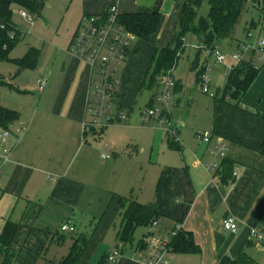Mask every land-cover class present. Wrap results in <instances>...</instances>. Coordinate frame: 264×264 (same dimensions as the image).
Listing matches in <instances>:
<instances>
[{
  "label": "crops",
  "instance_id": "crops-1",
  "mask_svg": "<svg viewBox=\"0 0 264 264\" xmlns=\"http://www.w3.org/2000/svg\"><path fill=\"white\" fill-rule=\"evenodd\" d=\"M78 1H82L81 19L84 15L103 14L113 3L118 4L120 14L157 12L163 15L159 36L156 38V34L151 42L144 43L137 38L141 45L133 46L128 57L134 55L135 60L128 64L127 85L134 78L141 92L154 52L169 44L176 28V0H148L140 4L136 0H130L129 4L124 0ZM262 16L260 25L264 30ZM253 53L255 56L256 52ZM136 55H141L142 60L147 56L144 71L138 69ZM208 57L204 65L212 67L213 73L217 69L210 65L211 56ZM234 64L233 60L227 61V66ZM257 65L259 74L239 106L230 100L216 105V116L208 130L214 133L215 139L224 140L227 149L224 159L212 154L213 145L201 141L198 145L181 143V150L171 149L166 137L172 156L159 161L153 154L146 164L122 158L110 148L111 157L102 158L104 133L98 129L85 133L83 127L92 93L91 69L74 56H69L61 68L55 64L49 74L50 90L40 94L38 104L23 105L19 109V119L9 129L12 135L0 141V150L9 151V160L0 162V235L9 220L21 226L16 241L20 253L17 264H36L35 256L41 255L50 241H64L61 226L68 221L78 233L79 223L93 220V224L100 218L91 239L110 230L115 224V220L111 224L114 217L121 215L123 199L154 205L161 215L155 229L157 234L163 232L161 236H165L175 226H183V231L193 234L201 253L172 254L171 264H220L224 257L233 259L241 250L247 253L251 247L250 228L264 227L262 56ZM218 69L215 88L221 91L226 85L227 73L225 67ZM123 98L119 93L117 104L125 110ZM89 134L93 137L87 138ZM213 160L220 164L219 169L207 171L206 163ZM228 161L232 164L229 175L224 166ZM144 167L145 179L136 192L138 172ZM147 179L151 183L155 181L156 186H148ZM228 215L239 223L236 234L223 229V220ZM110 217H113L111 222ZM93 256L91 253L87 262ZM131 261L138 264L133 258ZM119 264L126 263L120 258Z\"/></svg>",
  "mask_w": 264,
  "mask_h": 264
},
{
  "label": "rangeland",
  "instance_id": "rangeland-1",
  "mask_svg": "<svg viewBox=\"0 0 264 264\" xmlns=\"http://www.w3.org/2000/svg\"><path fill=\"white\" fill-rule=\"evenodd\" d=\"M136 1L140 4L148 0ZM124 2L129 4L130 0H124ZM183 2L184 0H176L175 15L177 20L179 7ZM256 2L257 0H249V5L243 14L234 37L223 39L219 44L209 48L204 45L197 35H188L186 37V49L173 72V85L169 92V99L173 104L170 119L158 120L152 118L147 123L143 122V112L155 104L156 98L162 95V90H157L156 92L143 90L140 92L134 78L128 87L125 74L127 73L128 64L135 60L134 55L127 59L120 66L115 77L120 82L117 90L118 93L121 94L122 98L126 95L123 98L125 100L122 101V106L125 110L118 106L117 101L116 104L112 105V108L121 112L126 117V120L121 123L116 122L115 125L105 126L103 129L98 128V131L102 129V133H104L101 139L102 151L105 148H110L121 155L122 158L146 164L149 163L151 156L155 154L159 161H161L164 157L172 156L170 155L168 145H166V137L169 135L168 129H173L177 132L178 141L184 146L185 143L200 144L196 133L208 130L212 126L216 116V95H218L220 90L215 88L219 79L218 75L215 79V75L220 70L218 69L220 67L215 68L217 71H213L211 74L213 76L211 93L215 94V97H212L210 94L202 91L201 86L196 82V72L190 70L192 63L198 57L196 47H203L202 53L199 56L200 65L205 64L209 58L207 49L218 46L226 54L227 61H232L233 56L239 53V45L246 47L242 60L246 62L254 60L258 64L261 55L256 52L255 56H253L254 50L252 47H254L258 37L260 41L264 40V30H261L260 14L253 7V3ZM18 9V7L13 9V24L21 37L10 52L9 60L0 61V76H3L10 85L3 87L0 91V106L9 110H16V112L23 105L38 104L40 94L36 91L37 80L41 78L47 79L48 83L45 90H50L49 88L52 87V84L49 74L52 67L57 64L61 68L63 62L68 60L69 56H72L68 49L71 45L70 39H72L77 30L83 8L82 1L78 0H48L43 17L30 14L34 20L33 24L21 18L17 13ZM208 14V0H205L199 11V17H207ZM253 22L257 25L256 27ZM262 22L264 24V15L262 16ZM163 23L157 32L156 38L161 32ZM246 29H249L250 32H247ZM132 45L136 47L141 45V43L135 38L132 40ZM30 48L40 51L38 66L35 69H26L18 74L19 69L15 63L22 59ZM136 56V60H139L138 69L144 71L146 69L147 56L143 60L141 55ZM210 63V65L214 66L213 58H211ZM94 89L92 85V98L95 95ZM91 137H93L92 134H89L87 138ZM138 175L135 185L136 192L144 182L145 167L139 170ZM151 185L153 187L154 185L156 186L155 181L152 183L148 182V186ZM112 218L110 217L109 222H111ZM114 220L115 224H113ZM91 221L93 220H88L85 224L79 223L78 233L63 232L61 235L64 236V241H60L61 239L50 241L46 246V250L41 255L35 256L37 258L36 264H59L69 254L74 239L79 234L84 233L89 238L94 234L100 218L93 224ZM111 224L113 226L110 230L102 231L98 236L91 239L80 264H98L105 253H110L116 248L117 234L121 224L120 216L114 217ZM147 229L144 227L137 229L133 244L125 246V252L122 256L123 258L121 257V261H124L126 264H134L131 261L133 258L131 247H133L132 249L137 248L143 235L148 232ZM155 235L161 236L163 232H161V235L155 232ZM246 251L254 260V264H264V257L261 251L254 247H249ZM91 253L94 256L87 262Z\"/></svg>",
  "mask_w": 264,
  "mask_h": 264
},
{
  "label": "trees",
  "instance_id": "trees-1",
  "mask_svg": "<svg viewBox=\"0 0 264 264\" xmlns=\"http://www.w3.org/2000/svg\"><path fill=\"white\" fill-rule=\"evenodd\" d=\"M48 0H0V61L9 60L10 52L15 47L19 33L15 40L10 39V32L14 29L13 9L15 7L24 8L30 14L42 17ZM205 0H184L179 7V15L176 28L173 32L169 44L157 49L149 62L144 75L141 91L148 90L156 92L159 88V80L170 70L176 69L178 62L186 49V37L197 35L206 47H213L223 39L235 36L237 27L246 11L249 0H208L209 14L207 17H199ZM263 1L264 0H257ZM258 10V9H257ZM260 16L264 15V7L258 10ZM119 23L136 38L143 42H149L157 34L162 24V15L157 12L126 13L118 18ZM4 25L5 29H1ZM216 47V46H215ZM200 53L192 63L190 70L196 72L197 84L201 81V76L205 71V65H200ZM40 51L30 48L22 59L16 61L18 74L26 69H35L38 66ZM259 74L251 61H244L236 66L228 75L226 85L223 90L216 95V104H223L233 101L239 106L241 99L250 89ZM10 86L3 76H0V91L3 87ZM19 119V113L0 106V126L4 129L10 127ZM103 130L99 131L102 133ZM197 136V133H196ZM169 147L174 150H181V143H176L174 138L167 136ZM228 161L225 169L230 173ZM224 176V175H223ZM228 177V176H227ZM224 178V177H223ZM122 200L121 224L117 234V245L120 243L125 252L127 244L132 245L134 236L138 228H149L153 222H158L160 213L154 205H142L136 201ZM21 231V226L13 221H7L0 235V264L17 263L20 253L16 249L17 237ZM91 237L86 234L78 235L73 242L69 254L62 259L59 264H80ZM142 240L138 247L144 248ZM173 254H200L201 249L196 244L191 232L180 231L172 240ZM133 247H131L132 250ZM108 253H105L98 264H107ZM220 264H254V260L243 250L233 259L224 257Z\"/></svg>",
  "mask_w": 264,
  "mask_h": 264
},
{
  "label": "built area",
  "instance_id": "built-area-1",
  "mask_svg": "<svg viewBox=\"0 0 264 264\" xmlns=\"http://www.w3.org/2000/svg\"><path fill=\"white\" fill-rule=\"evenodd\" d=\"M253 7L260 10L264 7V2L257 1L253 3ZM17 13L21 18L33 24L34 20L29 11L19 7ZM120 15L118 4L116 3L111 4L103 14L84 15L69 47V52L72 56L89 65L91 69L90 90L92 85L95 88V95L88 101L86 118L83 123L85 133L98 128L103 129L105 126L126 120V117L121 112L112 108V105L116 104L119 98L117 90L120 82L115 77L120 66L126 62L133 51L132 40L136 37L119 23L118 18ZM1 29H5V26L2 25ZM17 33L18 31L14 26V29L9 34L10 39L15 40ZM249 36L251 35L249 34ZM202 48V46L196 47L197 50H202ZM245 48L243 45L239 46V53L233 56L235 63L233 66H227V56L218 46L207 49V51L211 58L214 59V67H225L228 77L229 73L243 62L242 56L246 52ZM252 48L254 52H258L262 56L263 60L264 40L260 41L258 37ZM252 65L258 70V65L255 61H252ZM173 72L174 69L160 78L158 90H162V95L156 98L155 104L143 112L144 123L149 122L152 118L158 120L171 118L173 104L170 102L169 92L173 85ZM211 74L212 68L205 66L199 85L204 93L215 97V94L211 93ZM47 83L48 80L45 78L38 80L37 91L39 94L44 92ZM168 134L174 138L176 143H181L178 141L175 130L168 129ZM11 135L9 129L7 130L0 126V141L6 140ZM197 137L203 144L213 145L212 154L215 157L225 158L227 149L223 139H215V135L211 130L198 132ZM0 151V162L6 163L9 160V151L6 149H1ZM112 153L109 148H105L101 156L103 159H109ZM219 166L220 164L213 160L206 163L205 168L207 171L215 172L219 169ZM158 225V222H153L148 228L149 232L147 235L141 239L144 248L132 249L133 259L138 264H171L170 256L173 254L171 243L177 234L183 230V226H175L165 236H156L155 229H157ZM223 229L230 234H236L239 231V223L234 216L228 215L223 220ZM61 232L74 233L75 227L68 221L61 226ZM248 243L251 247L261 251L264 257V227L255 226L250 228ZM122 247L119 243L113 251L108 253L107 264H119L120 258L124 255Z\"/></svg>",
  "mask_w": 264,
  "mask_h": 264
}]
</instances>
